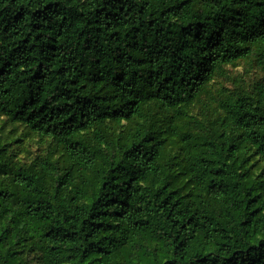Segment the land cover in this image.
<instances>
[{"label":"trees","instance_id":"obj_1","mask_svg":"<svg viewBox=\"0 0 264 264\" xmlns=\"http://www.w3.org/2000/svg\"><path fill=\"white\" fill-rule=\"evenodd\" d=\"M0 118V264H264V0H0Z\"/></svg>","mask_w":264,"mask_h":264},{"label":"rangeland","instance_id":"obj_2","mask_svg":"<svg viewBox=\"0 0 264 264\" xmlns=\"http://www.w3.org/2000/svg\"><path fill=\"white\" fill-rule=\"evenodd\" d=\"M226 77H217L214 81V92L222 90H251L254 84L261 78L262 73L257 70L250 60L240 61L227 67ZM198 114H204L206 110L197 108ZM0 132L3 142L10 143L9 153L14 160L30 162L38 156L45 154L46 145L34 134L29 133L25 127L8 124L4 118H0Z\"/></svg>","mask_w":264,"mask_h":264}]
</instances>
